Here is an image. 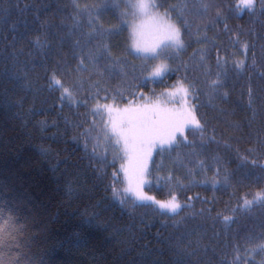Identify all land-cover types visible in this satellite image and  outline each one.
<instances>
[{
    "label": "trees",
    "instance_id": "16d2710c",
    "mask_svg": "<svg viewBox=\"0 0 264 264\" xmlns=\"http://www.w3.org/2000/svg\"><path fill=\"white\" fill-rule=\"evenodd\" d=\"M149 1L161 5L155 9L157 12L168 10L173 22L181 17L192 24L191 33L185 31L183 35L189 45L181 56L190 64L187 74L183 69L173 70L148 79L151 67L141 72L145 62L127 55L126 50L131 51V15H120L127 0H77L82 6H108L99 18L104 28L121 25L118 34L97 36L90 43L81 36V32L88 31L86 27H73V0H0V53L11 52L7 44L14 34L25 32L30 37L23 45L17 43V49L23 47V52L15 62L0 56V264H174L176 250L167 241L170 238L174 244L182 235V246L195 252L188 258L192 264L264 261V252L257 248L264 243V207L257 205L251 211L239 208L245 197L251 200L264 189V168L260 166L264 160L260 159L257 143L264 137V16L259 13L258 0L255 16L247 10L238 15V0ZM204 2L213 5L207 13L209 18H215L217 10L221 13L214 24L206 27L198 11ZM117 3L120 7H113ZM87 19L85 15V24ZM45 20L54 27L41 31L39 24ZM197 24L200 39L206 33L207 45L196 42ZM235 33L247 41V52L234 43ZM37 35L42 39L46 36L50 49L33 45ZM105 43L113 56L127 55L136 71L125 67L124 75L117 66L111 76L106 73L100 77L92 72L90 80L89 72L78 74L75 70L79 59L83 57L89 64L88 53ZM201 48H206L205 62L211 66L213 78L218 70L217 57L222 58L219 71L227 72L226 85L221 90L229 93L226 99L217 96L210 100L205 94V77L194 68L192 57L193 50ZM245 59L248 67L243 72L235 70L234 62ZM57 61L58 71L65 64L72 70L60 71L65 85L78 86V77H84L85 91L76 99L87 94L92 81L100 80L99 103H114L120 109L133 100L143 103L141 93L153 100H164L168 107H179L182 97L167 95L176 81L187 75L199 86L196 98H187L188 104L196 105L199 118L207 120V135L215 134L218 142L201 149L199 132L186 130L185 134L189 142L196 144L205 170L194 169L197 155L189 156L190 147L168 151L165 146L164 152L157 147L149 162L150 182L143 188L146 195L158 201L166 202L175 196L185 206L179 216L171 218L151 202L132 208L133 198L129 197L126 205L113 198V187L121 193L126 187L120 168L122 159H113L112 146L105 153L103 141L97 147L98 157L93 159L96 132L88 133L87 140L85 135L94 120L101 128L108 115L90 114L89 109L97 101L95 96L87 107L78 105L75 99L61 102L60 91L47 86ZM107 62L101 57L100 68ZM147 63L152 65V61ZM171 66L175 69L176 62ZM13 73L19 78H14ZM141 79H148L145 86H139ZM179 139L182 142L184 137ZM224 140L231 148L224 146ZM250 148L256 151L248 152ZM237 150L248 155L247 165L239 166ZM213 158L221 161L218 175ZM253 158L258 161L256 166L251 164ZM190 168L194 169L193 175H189ZM97 169L103 173L102 182L97 179ZM213 181H217L215 187ZM189 204L192 207H187ZM201 209L205 210L203 216L197 214ZM224 216L231 217L229 223L224 222ZM182 217L186 218L184 223H174V219Z\"/></svg>",
    "mask_w": 264,
    "mask_h": 264
},
{
    "label": "snow or ice",
    "instance_id": "6c2138e0",
    "mask_svg": "<svg viewBox=\"0 0 264 264\" xmlns=\"http://www.w3.org/2000/svg\"><path fill=\"white\" fill-rule=\"evenodd\" d=\"M259 3V13L261 16H264V0H258ZM73 7L76 9L73 19V27L77 30L82 28H87L88 31L81 32V36L85 43H90L92 40L96 39L97 36L101 38L111 37L118 34L121 30V25L117 24L110 28H104L103 24L99 23V18L101 13L107 10V5H81L77 0H73ZM113 7L119 8L120 4H114ZM124 11L120 13L121 17L126 18L129 14L136 15L137 13L147 15L153 9H158L161 5L148 2V0H127L123 5ZM184 7H187L185 5ZM213 5L209 3H201L198 11L201 18L206 22L205 27L209 23H215L217 18L220 17L221 13L217 10L215 18H209L207 13ZM172 10H175L176 6H171ZM247 10L251 15L255 16L257 13V0H238L235 11L238 15L242 14ZM87 15L86 24L83 22V17ZM183 17V13H182ZM154 19L158 21L159 31L161 36L154 41L151 45H143L138 37L139 27L133 26L132 35L133 42L131 45V51H127V55H133V59H140L144 61L140 66V71H148L151 67V72H149L148 79L158 77L161 73L166 71H175L180 72L181 69L187 74L190 68L188 61L182 60L181 56L186 52L189 45L186 44L183 39L185 31L189 34L192 31V24L187 18L178 17V22H173L170 12L165 10L163 14L156 12ZM39 20V16H37ZM54 25L48 23L47 20L41 21L39 28L41 31L45 29H51ZM197 30V43H202L207 45L208 40L206 33H204V39H200V25H196ZM15 33V28H13ZM7 40V37H5ZM30 39V37L25 32H19L12 36L11 41L8 42L7 48L11 49L10 53L4 54L0 53V56L3 57L5 61L11 57L13 62L16 61L17 57L21 52H23V47L17 49V43L23 45L25 40ZM62 43V39L60 41ZM35 47L39 48H49L50 42L47 41L46 36L42 39L41 36L37 35L35 40L32 41ZM77 43H80L78 40ZM234 43L240 44L241 47L247 52L249 45L247 41H242L240 39L239 33L234 34ZM169 50V51H165ZM6 51V50H5ZM205 52L206 48H201L199 50L194 49L192 57L195 59L194 68L199 69L203 76L205 77L206 83V95L209 96L210 100H215L217 96L221 99H226L229 95L227 91H221L225 88L226 85V70L224 72L219 71L222 67L221 57H217V71L215 73V78L212 76L211 66L205 62ZM127 55L125 56H113L111 50L108 47V44H102L98 47L95 52H89L87 55V60L90 62L86 64L85 59L81 57L76 67V72L83 73L85 71L89 72L88 79H91L92 72H95L98 76L103 77L106 73L111 76L114 74L117 66L120 67L122 74L127 75L124 72L125 67H130L133 72L136 71L135 63H130L127 60ZM103 57L108 61L103 69L99 66V61ZM148 61H159L154 65H149ZM172 62H176L175 69L171 68ZM227 61H225V64ZM256 65V61L253 58L252 66ZM45 67V71L48 69L46 65H41ZM36 65L33 64V68ZM248 67L247 60H237L234 62L235 70L243 72ZM60 62L57 61V66L53 67L51 73L48 77V88L50 90L60 91V100L63 102L65 98L69 100H74L79 104H83L87 107L89 100L95 96L97 97L96 103L89 109L90 114L93 117L107 113L108 119L103 121V127L97 128L96 121H93V126L86 130V140L88 138V133L93 131L96 132L95 141L96 143L93 146V159L98 157L97 147L101 144V141L104 142L105 153L108 151V147L112 146L113 159H122L120 168L124 174L126 187L123 189V193L119 192L115 187L112 189L113 198L119 199L122 205L128 203L129 197L133 198L132 208L138 206H147V202L156 205L158 209L164 214H170L171 218L180 215V212L184 210L185 206H182L177 202L176 197L173 196L169 201H158L154 197L146 195L143 188L148 184L149 177L151 175V168L149 162L153 159V152L157 147H159L160 152L165 151V146L167 150L171 151L173 148L190 147L191 152L189 156L193 154L197 155L195 160L194 169L205 170V161L198 157L197 146L194 142H189L186 136V130H191L193 132L200 133L201 143L199 147H203L211 142H218L217 137L213 134L211 137L207 135V120H201L199 118L196 105L189 106L188 97L196 98V93L199 91V86L194 82L188 79V76L185 75L181 79L176 81V84L173 86V89L167 93L170 97H175L180 95L183 102L179 107H168L167 103L157 98L153 100L151 97L144 96L141 93L143 98V103H138L135 100L129 102L124 108L120 109L113 104H100L99 103V92L101 90L100 80L92 81L87 94L83 95L79 99H76L81 92H84L83 82L84 77L81 75L78 77V86H67L65 85L63 79L61 78L60 71L71 72L72 70L67 67L65 64L60 71ZM14 78H19L15 76V73L12 74ZM261 75L264 76V71L261 72ZM148 79H141L139 86H145L148 82ZM91 88H95L96 91L93 93ZM162 96L164 94H161ZM252 91L249 88V97L251 102ZM107 96L104 97L107 100ZM115 101V97H113ZM46 123V122H45ZM215 130L213 129V132ZM179 134V136H178ZM179 137H184L181 142ZM224 146L226 148H231V145L224 140ZM258 146L260 149V159L264 160V137H261L258 140ZM87 147V143L85 145ZM256 151L255 148L248 149V152ZM237 158L240 161L239 166H244L249 163V157L245 154H240L237 150ZM106 160V156L103 157ZM214 159V162L217 165V175L219 173V168L221 161ZM191 163V161H189ZM258 163L256 158L251 160V164L256 166ZM264 168V164L260 165ZM194 169H189V175L194 174ZM98 176L97 179L101 182L103 181V173L97 169ZM171 179V177H169ZM227 180V177H225ZM203 183V181H202ZM217 181H213V187H215ZM191 199V198H189ZM257 205L264 207V189L258 191L255 196L250 200L247 197L243 199V204L239 205V208L247 211H251ZM187 207H192V205H187ZM211 211L210 209L208 210ZM205 213L204 209H201L198 215L203 216ZM224 222L227 224L230 222L231 217L224 216ZM186 221V218H181L180 220H175V224H181ZM2 231V230H0ZM190 234V233H188ZM187 235V234H186ZM185 236L177 237L175 243L172 244L171 239L167 241L170 246L174 247L176 250V259L174 264H192V261L188 259L191 256L195 255V252H189L186 247L182 246V241ZM259 251L264 252V243L257 245ZM255 251V249L253 250ZM264 264V261L261 262Z\"/></svg>",
    "mask_w": 264,
    "mask_h": 264
},
{
    "label": "rangeland",
    "instance_id": "374dc122",
    "mask_svg": "<svg viewBox=\"0 0 264 264\" xmlns=\"http://www.w3.org/2000/svg\"><path fill=\"white\" fill-rule=\"evenodd\" d=\"M134 2H135V0H134ZM148 2H150V1L148 0ZM156 12L157 11L155 9H153L147 15H143V14H139V13H137L136 15L130 14L131 16H130L129 23H128V26H129L128 36H129V47L130 48H131V45H132V42L134 39L133 35H132L133 26L139 27V35L136 38L139 39V41L143 45H151L154 41H156L161 36V33L159 31L158 21H156L154 19V15ZM161 14H163V13H161ZM165 51L167 52L169 50H165ZM158 62L159 61H152V65H154ZM151 70L152 69H150V72H151ZM166 72H163V73H161L160 76L154 77V78H159L162 75H164ZM105 120H106V118H105ZM101 127H103V124Z\"/></svg>",
    "mask_w": 264,
    "mask_h": 264
}]
</instances>
